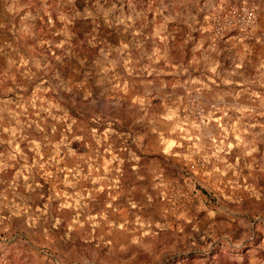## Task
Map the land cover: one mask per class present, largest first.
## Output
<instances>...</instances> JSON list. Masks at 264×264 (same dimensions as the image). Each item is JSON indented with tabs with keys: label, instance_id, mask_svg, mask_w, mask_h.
<instances>
[{
	"label": "rangeland",
	"instance_id": "rangeland-1",
	"mask_svg": "<svg viewBox=\"0 0 264 264\" xmlns=\"http://www.w3.org/2000/svg\"><path fill=\"white\" fill-rule=\"evenodd\" d=\"M0 264H264V0H0Z\"/></svg>",
	"mask_w": 264,
	"mask_h": 264
},
{
	"label": "built area",
	"instance_id": "built-area-1",
	"mask_svg": "<svg viewBox=\"0 0 264 264\" xmlns=\"http://www.w3.org/2000/svg\"><path fill=\"white\" fill-rule=\"evenodd\" d=\"M215 23H220V22H223V19L221 18H216L213 20Z\"/></svg>",
	"mask_w": 264,
	"mask_h": 264
}]
</instances>
